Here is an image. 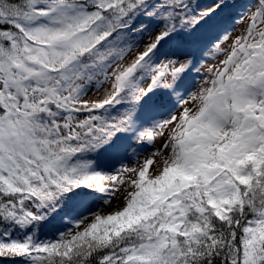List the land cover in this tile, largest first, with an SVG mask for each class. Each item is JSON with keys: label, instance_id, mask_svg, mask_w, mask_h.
<instances>
[{"label": "snow or ice", "instance_id": "6c2138e0", "mask_svg": "<svg viewBox=\"0 0 264 264\" xmlns=\"http://www.w3.org/2000/svg\"><path fill=\"white\" fill-rule=\"evenodd\" d=\"M0 264H264V0H0Z\"/></svg>", "mask_w": 264, "mask_h": 264}, {"label": "trees", "instance_id": "16d2710c", "mask_svg": "<svg viewBox=\"0 0 264 264\" xmlns=\"http://www.w3.org/2000/svg\"><path fill=\"white\" fill-rule=\"evenodd\" d=\"M205 2H207V0H205Z\"/></svg>", "mask_w": 264, "mask_h": 264}]
</instances>
